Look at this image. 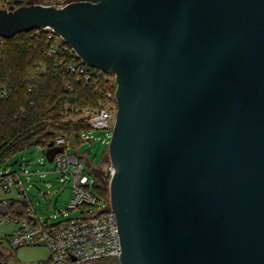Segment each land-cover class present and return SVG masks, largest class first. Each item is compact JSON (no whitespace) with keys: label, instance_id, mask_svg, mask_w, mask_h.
Here are the masks:
<instances>
[{"label":"water","instance_id":"water-1","mask_svg":"<svg viewBox=\"0 0 264 264\" xmlns=\"http://www.w3.org/2000/svg\"><path fill=\"white\" fill-rule=\"evenodd\" d=\"M41 27L115 75L120 264H264V0L0 8V36Z\"/></svg>","mask_w":264,"mask_h":264},{"label":"built area","instance_id":"built-area-1","mask_svg":"<svg viewBox=\"0 0 264 264\" xmlns=\"http://www.w3.org/2000/svg\"><path fill=\"white\" fill-rule=\"evenodd\" d=\"M0 1L3 3L0 8H8L15 2V0ZM42 30H47L48 39L53 42L48 52L49 55H55L61 49L67 58L74 55L79 56L74 48L52 28L41 27L36 31L40 33ZM5 41L6 38L0 36V47ZM81 61L70 62L61 59L60 63L69 70H76L87 82L103 73L82 59ZM116 86L114 90L107 89L106 99L99 105L91 107L71 105V111L66 112L65 120L73 122L84 120L89 124V128L81 133V138L84 141H92L94 139L92 131L99 129L106 131L102 138L103 142H110L118 111ZM2 94L6 95V91H3ZM53 141L55 146H64L65 149L63 152L57 153L52 162H48L60 174L61 182H72L74 194L70 199L68 209H81L82 214L59 221H42L38 217L28 193L30 184L27 186V183L33 174L28 161L22 160L20 167L16 169L11 168V164L0 167V222L12 221L16 225L12 233L0 238L2 251V253L0 252V264H27L16 259L14 251L32 245L48 247L50 258L55 264H84L104 257L119 259L122 254V246L117 217L112 209L106 210L110 200L108 202L100 200L89 175L84 172L80 158L86 157V155L79 154V147L75 146L73 142L67 141L62 135H57ZM39 147L46 155L48 145ZM43 162L44 159L41 160L42 164H44ZM115 172L116 168L109 160L105 167L108 183ZM20 203L26 205L24 209L21 208ZM86 209L91 210L85 213ZM45 261L31 264H44Z\"/></svg>","mask_w":264,"mask_h":264},{"label":"trees","instance_id":"trees-1","mask_svg":"<svg viewBox=\"0 0 264 264\" xmlns=\"http://www.w3.org/2000/svg\"><path fill=\"white\" fill-rule=\"evenodd\" d=\"M36 30L6 38L0 47V167L10 164L14 155L29 147L48 145L57 135L79 147L85 142L81 133L89 124L65 120L66 112L71 111V105H99L105 101L107 89L114 90L116 86L113 73L103 72L87 82L76 70L67 69L61 59L82 62L81 58H67L61 49L49 55L53 42L47 30ZM93 188L101 201H109L108 187L97 173ZM20 206L24 209L26 205ZM44 264L55 263L49 258ZM84 264L120 262L104 257Z\"/></svg>","mask_w":264,"mask_h":264},{"label":"rangeland","instance_id":"rangeland-1","mask_svg":"<svg viewBox=\"0 0 264 264\" xmlns=\"http://www.w3.org/2000/svg\"><path fill=\"white\" fill-rule=\"evenodd\" d=\"M35 1L41 4L49 3L56 6H63L73 0ZM0 6H3L1 1ZM105 133L106 131L103 130H93L91 134L94 139L92 141L83 142L78 148V153L86 155V157L80 158V163L82 164L84 172L89 175L92 186L97 173L109 190L108 178L105 173L106 164L109 162V143H105L102 140ZM24 159L28 161L29 168L33 172L29 183H27V186L30 184L28 192L29 197L38 217L42 221H59L69 217H77L82 214L81 209H68L70 199L74 194L73 184L71 181H67L66 183L60 181V174L54 170L53 165L48 162L46 155L43 154L39 146L29 147L14 155L9 160L11 168H19L20 162ZM42 159H44V164L41 163ZM14 194L13 192V195ZM90 210L91 209H86L84 212L88 213ZM15 228L16 225L12 221L0 222V238L12 233ZM14 255L19 261L31 264L42 260H48L50 258V251L46 246L32 245L19 248L14 252ZM114 259L118 260L117 257Z\"/></svg>","mask_w":264,"mask_h":264}]
</instances>
